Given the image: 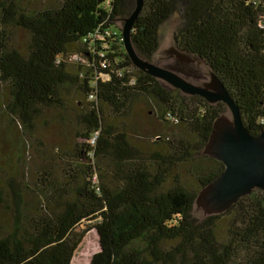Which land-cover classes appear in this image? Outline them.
I'll return each mask as SVG.
<instances>
[{
    "label": "trees",
    "instance_id": "obj_1",
    "mask_svg": "<svg viewBox=\"0 0 264 264\" xmlns=\"http://www.w3.org/2000/svg\"><path fill=\"white\" fill-rule=\"evenodd\" d=\"M180 6L177 50L205 62L258 134L264 0H144L130 32L138 56L153 62L160 29ZM136 7L137 0H0V107L29 151L42 154L33 181L17 175V163L29 169L23 144L1 167L0 264H72L92 228L99 250L90 264H264L263 189L223 213L193 215L202 187L225 170L205 146L229 109L171 89L134 63L116 21L125 24ZM73 53L86 58L76 68ZM139 96L184 126L161 134L153 151L116 125ZM48 112L74 129L72 145L39 141Z\"/></svg>",
    "mask_w": 264,
    "mask_h": 264
},
{
    "label": "rangeland",
    "instance_id": "obj_2",
    "mask_svg": "<svg viewBox=\"0 0 264 264\" xmlns=\"http://www.w3.org/2000/svg\"><path fill=\"white\" fill-rule=\"evenodd\" d=\"M41 1L43 0H34L35 3ZM183 12V7L180 6L162 25L160 29V46L153 58V62L162 67L168 69L171 68L170 70L196 85L204 86L212 81L209 67L205 62L194 57L186 56L187 58H191L189 60H186L185 57H180L178 54L179 51L176 48L175 33L184 24ZM116 22L119 27L124 26V21L117 20ZM14 37L18 43L23 46L25 45L27 39L26 34L18 31ZM183 56L185 55L183 54ZM78 57H81L82 61H86V58L80 54H70L68 61L69 64L72 65V68H76L75 66L77 65V62H79L78 60H80ZM163 81L169 85L171 89L175 88L164 79ZM69 101L72 105V109L77 110L76 98H73V101ZM130 108L131 110L128 117L122 120H116V125L124 127L131 142L146 152L154 150V142L161 134L182 132L184 130V126L180 124L179 121H175L172 117L168 116V113H163L161 106L151 98L139 96L132 102ZM228 114V116H232L230 110ZM64 116L70 117V114L64 113ZM163 119H171L173 120V123L164 121ZM67 123V120L63 117L60 118L55 116V113L48 112L46 117L40 122L39 136L41 138L38 140L40 142L42 140L49 148L57 145H72L76 139L75 131L71 126H67ZM22 138L23 137L19 131L13 126V124H11L7 116L2 113L0 107V149L2 148V154L0 156L3 159H0V173L3 172L1 167L4 166L5 168H8V165H6L5 162L10 156L13 155V157L16 158L17 151L24 145L29 152V154H27L28 162L26 164L29 165V169L27 167L25 168L22 164L17 163L19 171H17V175L19 179H21L26 178L27 174V177L29 176L28 179L33 181L35 179L34 172L37 169L38 164L42 162V154L33 149L32 151H29L27 145L25 146V144L22 143ZM184 173L186 172L184 171ZM193 215L198 221L208 216L203 208L198 205H195ZM81 228H85V225H82ZM98 250V234L97 231L92 228L87 232L82 244L76 252L72 264H90L93 255Z\"/></svg>",
    "mask_w": 264,
    "mask_h": 264
},
{
    "label": "water",
    "instance_id": "obj_3",
    "mask_svg": "<svg viewBox=\"0 0 264 264\" xmlns=\"http://www.w3.org/2000/svg\"><path fill=\"white\" fill-rule=\"evenodd\" d=\"M143 5L144 0H137V7L125 20L123 28L125 45L134 63L186 94L203 96L212 103L224 102L232 114L216 118L205 146V153L222 161L225 170L203 186L196 199L197 205L206 214L223 213L241 196L252 193L256 188L264 190V128L256 135L250 132L243 122L238 106L215 75H212L210 83L196 85L176 72L136 54L130 41V32ZM178 54L189 60L182 53Z\"/></svg>",
    "mask_w": 264,
    "mask_h": 264
}]
</instances>
